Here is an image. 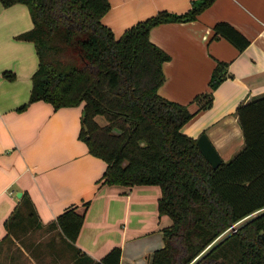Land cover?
Segmentation results:
<instances>
[{"label": "trees", "instance_id": "16d2710c", "mask_svg": "<svg viewBox=\"0 0 264 264\" xmlns=\"http://www.w3.org/2000/svg\"><path fill=\"white\" fill-rule=\"evenodd\" d=\"M212 1L191 0L179 13L161 9L115 36L101 20L108 0H0L4 6L27 5L33 25L16 37L33 41L38 56L28 98L15 110L40 99L55 108L81 104L78 137L106 163L96 183L160 187L157 210L170 224L162 228L163 246L153 251L149 264H264V93L237 103L242 146L212 168L196 137L180 130L195 110L158 92L169 55L150 40V28L193 20ZM215 36L237 50L248 43L225 20L212 24ZM225 65L214 64L207 90L194 97L201 100L196 110L210 104ZM2 75L14 78L10 69ZM88 204L84 201L81 211L69 205L43 224L25 192L4 221L1 241H17L26 225L55 229L73 250V264H119V246L99 259L74 246Z\"/></svg>", "mask_w": 264, "mask_h": 264}, {"label": "crops", "instance_id": "0c3cea01", "mask_svg": "<svg viewBox=\"0 0 264 264\" xmlns=\"http://www.w3.org/2000/svg\"><path fill=\"white\" fill-rule=\"evenodd\" d=\"M108 1L101 20L119 36L161 9L182 12L191 0ZM216 20L229 22L248 43L237 50L226 38L211 37ZM32 25L25 3L0 2V243L7 233L4 221L26 192L43 224L67 206L76 204L81 211L89 201L74 246L94 259L119 246V264H149L163 246L162 228L170 224L157 210L160 187L96 183L106 163L78 137L81 104L55 108L40 99L15 110L27 100L38 65L34 42L16 37ZM149 38L169 55L158 92L195 110L180 130L192 137L204 132L221 160L229 159L243 143L235 106L264 93V0H213L193 20L152 26ZM218 60L226 61L224 77L210 104L196 110L201 100L194 97L207 90ZM5 69L14 78L4 77Z\"/></svg>", "mask_w": 264, "mask_h": 264}, {"label": "rangeland", "instance_id": "374dc122", "mask_svg": "<svg viewBox=\"0 0 264 264\" xmlns=\"http://www.w3.org/2000/svg\"><path fill=\"white\" fill-rule=\"evenodd\" d=\"M98 120L104 121L102 116ZM17 241L8 239L0 243V264H39V260L42 264H73V250L56 230L26 225L17 232Z\"/></svg>", "mask_w": 264, "mask_h": 264}, {"label": "water", "instance_id": "95a60500", "mask_svg": "<svg viewBox=\"0 0 264 264\" xmlns=\"http://www.w3.org/2000/svg\"><path fill=\"white\" fill-rule=\"evenodd\" d=\"M196 146L202 156L208 161L209 165L214 168L220 163V156L218 155L216 149L206 136L204 132H200L195 138ZM17 197L21 196V192L16 193ZM264 238V236H263Z\"/></svg>", "mask_w": 264, "mask_h": 264}]
</instances>
